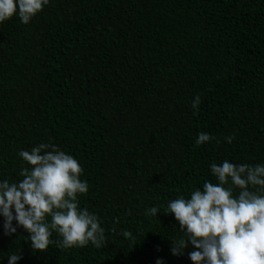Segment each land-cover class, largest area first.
Returning a JSON list of instances; mask_svg holds the SVG:
<instances>
[{"label":"trees","instance_id":"16d2710c","mask_svg":"<svg viewBox=\"0 0 264 264\" xmlns=\"http://www.w3.org/2000/svg\"><path fill=\"white\" fill-rule=\"evenodd\" d=\"M200 132L213 139L197 145ZM41 142L83 165L90 187L80 204L98 214L107 240L99 249L54 242L41 252L22 227L5 235L0 217V256L20 253L17 264H193L192 246L171 253L182 233L164 213L167 202L216 182L213 162L264 163V0H50L27 24L6 20L0 179H22L19 151ZM151 206L158 217L145 215Z\"/></svg>","mask_w":264,"mask_h":264},{"label":"clouds","instance_id":"9594fccd","mask_svg":"<svg viewBox=\"0 0 264 264\" xmlns=\"http://www.w3.org/2000/svg\"><path fill=\"white\" fill-rule=\"evenodd\" d=\"M50 0H0V24L13 16L27 24ZM202 103L195 95L192 107L197 112ZM234 135L224 137L230 144ZM213 139L200 132L197 145ZM26 162L20 180L0 179V217L5 235L15 234L22 227L34 250L44 252L56 242L61 247L101 248L106 229L98 214L80 204V196L89 192V183L82 179L84 167L70 152L54 143L41 142L31 150L21 149ZM216 182L205 180L202 187L188 195L170 199L164 213L174 214L182 235L172 239L171 253L188 256L193 264H264V163H233L227 159L210 164ZM157 206L145 215L158 217ZM15 222V223H14ZM53 233L62 237L52 239ZM132 237L130 230L123 233ZM8 264H17L20 253L11 251ZM156 264H165L158 257Z\"/></svg>","mask_w":264,"mask_h":264}]
</instances>
